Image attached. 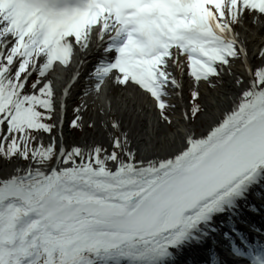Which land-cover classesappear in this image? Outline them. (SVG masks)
<instances>
[{
    "label": "snow or ice",
    "instance_id": "obj_1",
    "mask_svg": "<svg viewBox=\"0 0 264 264\" xmlns=\"http://www.w3.org/2000/svg\"><path fill=\"white\" fill-rule=\"evenodd\" d=\"M250 13L264 17V0H0V159L27 165L0 178V264H168L171 249L237 207L264 179V66L249 68L238 105L205 137L159 161L136 160L119 138L110 152L57 148L48 121L64 106L47 74L95 30L114 60L97 67L94 90L115 72L171 124L172 69L207 83L242 56L248 67L234 26ZM199 97L193 89V116ZM233 251L264 264V246Z\"/></svg>",
    "mask_w": 264,
    "mask_h": 264
},
{
    "label": "bare ground",
    "instance_id": "obj_2",
    "mask_svg": "<svg viewBox=\"0 0 264 264\" xmlns=\"http://www.w3.org/2000/svg\"><path fill=\"white\" fill-rule=\"evenodd\" d=\"M241 21L247 28L235 25L234 29L245 47L248 67H245L242 56L233 61L230 67L222 68L219 77L207 83H196L203 111L194 121L190 114L189 92L195 83L185 72L186 69L184 71L172 69L181 83V88L167 89L170 95L165 99L176 107L168 110V119L172 123L166 122V125L157 121L145 97L146 94L136 86L119 85L115 79L117 75L115 72L104 78L98 93L94 90L97 83L94 73L97 67L102 62L108 63L114 59V53L104 51L107 47V38L99 40L94 30L87 48L74 44L69 63L62 64L64 67L59 71L58 64L61 63L54 62L47 74L48 80L55 78L63 83L57 100L62 102L64 107L61 112L58 103V114L55 116L57 128L52 136H56L57 145L62 144L67 150L73 146L86 150L92 146L108 149L107 140L118 137L122 141L126 140L127 147L135 154L136 160L159 161L172 158L183 150L188 136L205 137L227 112L238 105L242 90L248 87L252 79L247 75L249 68L255 70L264 66V17L250 13ZM63 73L64 78L61 77ZM237 80L243 83H237ZM64 89L68 90L67 95L64 94ZM177 91L180 93L179 96L174 94ZM77 103L79 112L74 111ZM184 113L188 114L187 120L183 118ZM77 117H79L77 123L82 121L86 130L79 140H74L66 132L69 122ZM92 122L93 128L90 130ZM26 166L16 165L6 171L1 168L0 176H6L0 178H7L17 167L23 170ZM108 166L115 167L110 164ZM235 229L236 233L233 232ZM257 230L264 232V179L250 186L246 196L237 202L236 208L215 215L209 226L202 229L199 239L171 249L173 254L168 264H188L192 259H199L198 261L202 263L208 259L205 252L207 254L213 252L219 257V262L222 261L221 264H240L239 257L245 258L247 254L234 257L232 254L236 253L233 249L248 252L240 241L259 234ZM211 241L215 242V246L209 245Z\"/></svg>",
    "mask_w": 264,
    "mask_h": 264
},
{
    "label": "rangeland",
    "instance_id": "obj_3",
    "mask_svg": "<svg viewBox=\"0 0 264 264\" xmlns=\"http://www.w3.org/2000/svg\"><path fill=\"white\" fill-rule=\"evenodd\" d=\"M236 26H241L242 28H247L244 24H243V22L240 20V22L236 25ZM264 60V59H263ZM55 63H57V62H55ZM64 66L62 65V64H58V69H59V71H60V68H63ZM49 71H50V69H49ZM62 72V71H61ZM185 72L187 73V71L185 70ZM65 73V72H64ZM64 73H63V75L61 76L62 78H64ZM57 75V74H56ZM58 77H60L59 75H58ZM189 78L191 79V81L193 82V83H195V84H193V86L191 87V89H190V92H189V99H190V102H191V104H190V114H191V118H192V120L194 121L198 116H199V114L203 111V106H202V102H201V100H200V97H199V100H198V105H199V108H200V111H199V113L197 114V115H195V116H193L192 115V112H191V109H192V107H193V102L191 101V98H190V96H191V91L193 90V89H198L199 90V88L196 86L197 84V82H195L194 80H192V78L189 76ZM32 79L33 80H35L36 79V74H33V77H32ZM51 83H52V85H53V87H54V89H55V91H56V96H57V98H58V92H59V90L61 89V87H62V85H63V83H61L59 80H56L55 78H53L52 80H51ZM138 88V87H137ZM140 91H142L143 93H145L146 95H145V97L148 99V101H149V104H150V106L152 107V109H153V113L155 114V117H157V121L160 123V124H167L166 122V120H164L161 116H160V113H159V109H157L156 107H155V103H154V100L146 93V92H144L142 89H140V88H138ZM200 92V91H199ZM78 104L79 103H77V105H76V108L74 109V111L76 112H79L80 111V109H79V106H78ZM57 107H58V105H57ZM58 110V109H57ZM57 110H56V112H54L53 114H52V119H51V121H48L49 123H53V124H55L56 125V127H55V129L53 130V133L56 131V128H57V121H56V118H55V116H56V114H58L57 113ZM166 115L167 116H169V114H168V111L166 112ZM74 120V119H73ZM71 122H72V120L69 122V126H68V129H67V134L70 136V137H72V138H74V140H79L81 137H82V135L85 133V130H86V128H85V125H84V123L82 122V121H80V122H78L77 123V125L78 126H76V127H73L72 126V124H71ZM91 128H93V122L91 123V127H89V129L91 130ZM53 133H52V136H53ZM55 138H56V136H55ZM118 138V137H117ZM40 139L44 142V144L45 145H47L49 142H50V137H49V135L48 134H46V133H41L40 134ZM112 142H113V140L111 139V138H109L108 140H107V146H108V149H111V147H110V145L112 144ZM57 148H59V145H57ZM71 148H69L68 150H70ZM107 149V150H108ZM112 150V149H111ZM108 164H110V165H114L113 164V162H107ZM16 165H21V166H25L26 165V163L25 162H23V161H20V160H11V161H8V160H4V159H0V169L2 168L4 171H6V170H9V169H11L13 166L15 167ZM7 174V173H6ZM6 175H1L0 177H5ZM234 231V230H233ZM256 232H258L259 233V235H262V237L264 238V232L262 231V230H257ZM232 256H234V257H237L238 258V256L239 255H237V254H232ZM239 262H240V264H250L249 263V261H248V257H245V258H243V257H239Z\"/></svg>",
    "mask_w": 264,
    "mask_h": 264
}]
</instances>
